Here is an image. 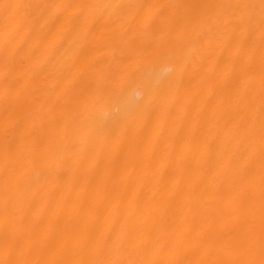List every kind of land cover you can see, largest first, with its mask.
<instances>
[{
  "label": "bare ground",
  "instance_id": "bare-ground-1",
  "mask_svg": "<svg viewBox=\"0 0 264 264\" xmlns=\"http://www.w3.org/2000/svg\"><path fill=\"white\" fill-rule=\"evenodd\" d=\"M0 264H264V0H0Z\"/></svg>",
  "mask_w": 264,
  "mask_h": 264
}]
</instances>
